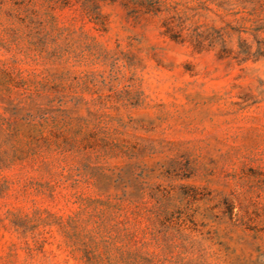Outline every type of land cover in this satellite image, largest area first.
Instances as JSON below:
<instances>
[{"label": "rangeland", "instance_id": "rangeland-1", "mask_svg": "<svg viewBox=\"0 0 264 264\" xmlns=\"http://www.w3.org/2000/svg\"><path fill=\"white\" fill-rule=\"evenodd\" d=\"M0 264H264V0H0Z\"/></svg>", "mask_w": 264, "mask_h": 264}]
</instances>
